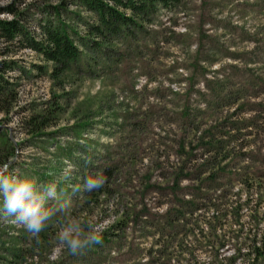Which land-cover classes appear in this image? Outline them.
<instances>
[{"label":"rangeland","instance_id":"1","mask_svg":"<svg viewBox=\"0 0 264 264\" xmlns=\"http://www.w3.org/2000/svg\"><path fill=\"white\" fill-rule=\"evenodd\" d=\"M78 3L0 0L32 37L63 23L82 53L56 75L0 40V163L56 193L36 235L0 211V264H247L264 232V0H180L105 38ZM73 221L103 225L100 242L61 247Z\"/></svg>","mask_w":264,"mask_h":264},{"label":"trees","instance_id":"2","mask_svg":"<svg viewBox=\"0 0 264 264\" xmlns=\"http://www.w3.org/2000/svg\"><path fill=\"white\" fill-rule=\"evenodd\" d=\"M78 2V6L93 14L97 19V24L90 29L91 33L105 38L106 34L120 36L124 32H129L131 28L141 29L143 22L155 15L160 8L167 9L180 0H78ZM66 6L67 4L63 3L53 10L60 16L59 10ZM126 12H129L130 16ZM4 13L14 18L12 21L0 20V40L5 44H15L19 49H29L38 53L47 63L56 65L54 70L56 75L68 71L72 63L80 60L82 53L69 36L63 23L56 28L42 27L41 37L37 38L30 36L12 8L0 10V15ZM176 181L174 192L178 193L180 191L179 178ZM181 203L185 204L183 201ZM188 205L196 206L193 202ZM216 214L215 220L218 221L220 212ZM171 222L169 220L168 224ZM248 258L247 264H260L264 260V232L260 243L253 244ZM217 264L221 263L217 262Z\"/></svg>","mask_w":264,"mask_h":264},{"label":"clouds","instance_id":"3","mask_svg":"<svg viewBox=\"0 0 264 264\" xmlns=\"http://www.w3.org/2000/svg\"><path fill=\"white\" fill-rule=\"evenodd\" d=\"M65 163L68 169L72 167L67 161ZM10 166V162L0 163V198H2L0 211L13 217L14 222L36 235L50 219L51 213L43 207V204L45 199L55 197V186H47L43 191H37L31 179L7 175ZM103 183L104 179L101 175H89L84 178L83 189L85 191L99 189ZM64 207L66 204L61 205V208ZM104 224H107V221ZM102 227L103 225H90L89 231L85 234L75 221L67 223L58 233L59 245L66 246L71 253L75 254L87 245L99 243ZM49 259L52 257L50 256Z\"/></svg>","mask_w":264,"mask_h":264}]
</instances>
